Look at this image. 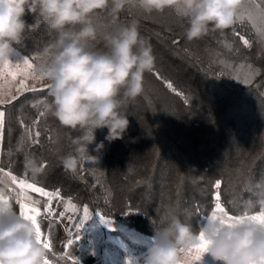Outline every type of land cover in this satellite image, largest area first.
<instances>
[{"label":"trees","instance_id":"obj_1","mask_svg":"<svg viewBox=\"0 0 264 264\" xmlns=\"http://www.w3.org/2000/svg\"><path fill=\"white\" fill-rule=\"evenodd\" d=\"M239 17L228 30L188 42L184 23L172 10L122 13L120 23L139 21L157 58L145 75L142 96L129 109L124 139L105 141L99 152L90 145V155L77 170H65L59 158L78 133L45 115L48 88L37 86L0 105V166L149 237L173 215L198 232L211 214L218 180L228 213L247 211L264 195V0H244ZM26 20L33 23L34 17ZM49 39L41 26L16 48L36 65ZM106 133L98 129L96 142ZM18 141L25 145L20 153L15 151ZM33 154L43 169L39 176L24 166Z\"/></svg>","mask_w":264,"mask_h":264},{"label":"clouds","instance_id":"obj_2","mask_svg":"<svg viewBox=\"0 0 264 264\" xmlns=\"http://www.w3.org/2000/svg\"><path fill=\"white\" fill-rule=\"evenodd\" d=\"M244 0H0V66L12 61L16 46L44 27L50 39L43 45L34 67L47 85L42 101L45 115L62 129L76 132L71 149L59 158L70 172L94 151L123 140L130 126L129 109L142 96L146 73L154 70L156 55L141 34L139 21L120 23L129 9L143 14L172 10L184 23L183 36L198 41L211 31L232 28ZM34 17L28 23L26 17ZM107 129L96 142V131ZM25 145L18 141L17 153ZM34 176L43 169L33 154L24 159ZM7 185L0 186V197ZM264 210V195L247 210L249 216ZM245 212L238 213L243 216ZM152 243L142 260L132 264H183L185 255L208 242L203 257L212 264H264V222L243 219L221 222L211 218L194 232L178 215L153 229ZM202 257V258H203ZM48 250L39 242L31 220L24 218L9 200L0 198V264H44Z\"/></svg>","mask_w":264,"mask_h":264},{"label":"rangeland","instance_id":"obj_3","mask_svg":"<svg viewBox=\"0 0 264 264\" xmlns=\"http://www.w3.org/2000/svg\"><path fill=\"white\" fill-rule=\"evenodd\" d=\"M15 54L18 63H21L23 58L26 57L18 49ZM34 67L35 65L33 64V69L28 70L34 73V76L19 75L18 77L19 81L20 79L25 80L27 88L46 85V83L39 80L36 76ZM18 87L19 93L24 91L20 83ZM37 198L38 200H44V198L39 196ZM68 200L69 199L61 196L60 200L53 201L54 212L58 214L64 211V206ZM76 206L77 211L69 212L67 218H60L59 215H57L53 223V217H49V225L46 229L43 228L42 231L43 238H50L53 245L51 251H48V253H54L52 255L58 257L60 260L64 258L65 264H72V261L78 259L84 264H119L122 257L132 252L135 246L139 245L141 242L143 234L127 227L124 222L115 219H112L113 225L112 228H109L100 222L99 216L89 207V211L93 216L90 220L84 222L83 227L78 232L74 225L79 219H82L83 207L85 206L80 207L77 204ZM206 220L207 218L205 221ZM77 235L80 236V240L76 241L73 246L69 248L67 246V241L70 239L75 240ZM135 251L140 252V250Z\"/></svg>","mask_w":264,"mask_h":264},{"label":"snow or ice","instance_id":"obj_4","mask_svg":"<svg viewBox=\"0 0 264 264\" xmlns=\"http://www.w3.org/2000/svg\"><path fill=\"white\" fill-rule=\"evenodd\" d=\"M240 18V17H239ZM175 43V42H174ZM244 44L248 45L249 41L244 40ZM33 69V61L30 57L23 58L21 63L13 64V62H9L4 64L3 66H0V79H7L8 77H11L13 80L16 79L18 75L20 76H34V73L28 71ZM21 88L24 90H31V91H37L35 87L28 89L25 80L21 79L19 81ZM245 83H249V81H245ZM167 87L172 88V84L168 83ZM174 90V89H173ZM2 95V93H0ZM15 99V97H12ZM6 101L4 99H0V104L5 103ZM39 103V102H38ZM44 115L43 112L39 113V116L42 117ZM3 117L4 112L0 111V135H2L3 130ZM34 124L38 125L39 120L34 121ZM40 133L37 131L35 133V136L38 137ZM29 139H31V136H29ZM38 142V141H35ZM42 168V167H41ZM3 170L0 169V172ZM7 175L10 178V181L14 185H18L19 189L21 190V195L24 197L25 200H31V203L36 206H30L25 203H21V216H23L26 219L31 220V222L34 224L37 230V237L40 243L43 244V246L48 250L51 251L53 245L51 243V239H44L42 235V230L40 223L38 222V217L41 215V208L39 207L41 201L38 199H32V197L29 195V193H36L39 197L44 198L43 203V215L48 217H53V223L55 222V217L59 215L60 218H67V214L69 212H76L77 206L76 204L69 199L67 203L64 206V211L59 212L58 214L54 212L53 210V201H57L61 199V193L59 190L54 191H47L43 186H37V183L34 182H28L26 177H17L15 175H12L11 172L7 173ZM221 181H216L214 184V188L217 190L213 194V208L211 210V215L209 217L219 219L222 223L223 222H232L237 220H243V219H250V220H259L261 222H264V210H261L257 212L255 215L249 216L247 214V211H245V214L243 216L238 215H230L226 208L221 203V194L218 191L221 187ZM0 198H4L6 200H9V197L3 196ZM100 218V222L102 224H105L109 228H112L113 220L112 218L103 215L100 212L95 213ZM129 213H123V215H128ZM93 214L89 211L88 207H83V217L82 219H79L78 222L74 225L76 230L79 232L80 229L83 227V224L85 221L90 220L92 218ZM207 217V220L209 219ZM115 230V229H112ZM80 240V236L77 235L75 237V240H68L67 246L71 248L73 244ZM208 246V242L203 240V234L201 233V243L192 249L190 252H188L185 255V259L183 261V264H195V262L201 261L203 254L205 253ZM44 264H50V260L48 258L45 259ZM72 264H79V261H72ZM126 264H132V261L129 260L126 262Z\"/></svg>","mask_w":264,"mask_h":264},{"label":"crops","instance_id":"obj_5","mask_svg":"<svg viewBox=\"0 0 264 264\" xmlns=\"http://www.w3.org/2000/svg\"><path fill=\"white\" fill-rule=\"evenodd\" d=\"M16 57H17L16 54H14L12 57L13 64L18 63ZM18 77L19 75L16 77L15 80H13L11 77H8L7 79H0V93H2V95H0V99H4L6 102H8L13 99L12 97H16L17 95H19ZM0 111H3L1 107H0ZM3 123H4V117H3ZM2 135H3V130H2ZM2 135H0V152H1V146H2ZM0 169L3 170L2 172H0V186L7 185L5 196L9 197V201L10 203H12L14 209L20 214L21 213V207H20L21 203H25L30 206H36L31 203V200L24 199V197L21 195V190L19 189L18 185H14L11 183L9 176L7 175V173H9L10 171L2 168L1 166H0ZM11 174L14 175L13 173ZM29 195L32 197V199H38L37 198L38 194L36 193H29ZM40 201L41 203L39 207L41 208V215L38 217V222L40 223L41 230L43 231V228L46 229L49 225V217L43 215L44 203H43V200H40ZM206 222L207 220L204 222V224ZM152 242H153L152 237L143 235L139 245L135 246L134 250L132 252H129L128 255H126L125 257L123 256L121 261H119V264H126V262L129 260H131L132 262L137 261V260H142L147 252L148 247L151 245ZM135 250H140V252H136ZM52 254L54 253H51V254L48 253V259L50 260V264H61V263L65 264L64 258L63 260H60L58 257ZM76 261H79V264H84L80 259ZM195 264H212V261L207 255H205L201 261L195 262Z\"/></svg>","mask_w":264,"mask_h":264}]
</instances>
